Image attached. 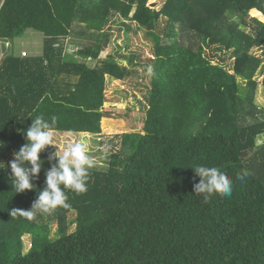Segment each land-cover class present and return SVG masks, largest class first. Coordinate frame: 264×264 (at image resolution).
Listing matches in <instances>:
<instances>
[{"label":"trees","instance_id":"obj_1","mask_svg":"<svg viewBox=\"0 0 264 264\" xmlns=\"http://www.w3.org/2000/svg\"><path fill=\"white\" fill-rule=\"evenodd\" d=\"M149 2L0 0L1 42L27 31L45 38L42 55L0 50V264H264V117L255 102L264 87V0ZM118 20L126 32L132 24L147 32L151 58L101 57ZM134 76L149 85L137 98L142 131L124 133L119 149L110 141L87 192L66 190L68 207L11 217L31 209L57 151L40 154L34 189L16 193L10 162L31 119L56 116L55 132L101 134L107 79ZM194 164L226 172L232 195L204 203Z\"/></svg>","mask_w":264,"mask_h":264},{"label":"clouds","instance_id":"obj_2","mask_svg":"<svg viewBox=\"0 0 264 264\" xmlns=\"http://www.w3.org/2000/svg\"><path fill=\"white\" fill-rule=\"evenodd\" d=\"M31 120V126L24 132L26 143L14 153V159L10 162L11 184L16 193L34 189L32 181L38 178L45 163L40 154L47 147L56 146L54 132L58 118L52 116L49 120L41 114ZM2 147L4 144L0 142V148ZM57 148L58 150L48 157L47 161L51 167L45 171V187L39 191L31 209L14 208L9 213L11 217L19 215L31 221L38 214L50 213L58 207H68L66 190L76 194L87 192L89 170L94 167L87 140L77 139L68 142L63 150ZM0 165L5 166L3 163ZM190 169L194 171L195 177H199L198 183L195 179L193 182L194 193L198 197L202 194L204 203H208L213 194H220L222 197L232 195L233 180L219 167L194 164ZM243 175L246 176L247 172ZM239 178L243 179V176Z\"/></svg>","mask_w":264,"mask_h":264},{"label":"rangeland","instance_id":"obj_3","mask_svg":"<svg viewBox=\"0 0 264 264\" xmlns=\"http://www.w3.org/2000/svg\"><path fill=\"white\" fill-rule=\"evenodd\" d=\"M2 1V0H1ZM166 0H150L149 7L151 8H157L159 9V6H162L165 3ZM121 21L118 20L112 27L111 32V40L109 43V46L106 48V50L102 54V58L107 57L111 54H116L118 52L123 53L127 57H131V53L133 52H142L143 57L145 59L152 57V40L147 35V32L144 29L137 28L136 24H132V30L130 32H126L125 30H122L121 27ZM25 32L21 37L10 40V45L12 47L10 49H5V54H12L15 53V51L18 50H28L27 52H30L33 54L35 52V46L30 41L26 40L27 44L26 47L20 48L18 47L17 43L18 41H23L22 38L26 36ZM92 34L94 32H91ZM90 35V32H88ZM43 35V34H41ZM80 43L83 45L86 44H93L94 41L88 42L86 41H78V40H69V43ZM41 44V50H42ZM38 47V44H37ZM37 50L39 49L36 48ZM75 48L70 47L68 49L69 53H73ZM40 50V51H41ZM255 55H263V51L260 49H253L251 51ZM29 53V56H30ZM233 60L229 61L227 66L230 69V64ZM126 65H128V61L125 62ZM89 64L91 66H94V61H89ZM125 65V66H126ZM129 71H133L135 67H132L131 64L129 66H126ZM141 75L146 77L148 74L146 68L143 66L140 69ZM148 81H140V79L136 76L126 80V81H120V80H114L112 78L107 79V88H106V97L107 102L105 103L104 110L108 111L107 118H104L101 122V134H98L96 136L89 135V134H73V133H54V137L56 140V146L59 147L61 150H63L64 146L70 142L75 141L77 139H86L89 147V155L92 156L94 159L95 164H103L104 161L108 158V155L111 154V152L114 150L112 148V144H110V141H113V144L117 146L119 149L121 146V136L124 133H132L133 129H136V131L140 130L141 123L144 119V113H142L140 110L138 99L144 98V93L147 92L148 87ZM138 98V99H137ZM256 104L258 105L259 109V117H264V87L259 86L258 90L256 92ZM134 103V104H133ZM141 103V102H140ZM136 108L137 110H132L131 108ZM121 124V125H120ZM134 132V131H133ZM55 147L56 150L58 148ZM107 146V148H105ZM75 229V226L73 227ZM53 231V237H56V227L54 226L52 228ZM24 241L26 244V251L30 248V237L25 236Z\"/></svg>","mask_w":264,"mask_h":264},{"label":"crops","instance_id":"obj_4","mask_svg":"<svg viewBox=\"0 0 264 264\" xmlns=\"http://www.w3.org/2000/svg\"><path fill=\"white\" fill-rule=\"evenodd\" d=\"M22 40L23 41H18V43H17V45H18V47H20V48H23V47H26V44H27V42H26V40H28V41H30L32 44H34V45H36L35 46V49L34 50H36L35 52H33V54H31L30 52H28V53H30V55H35V56H37V55H42V51H43V45H44V40H45V38H44V36L43 35H41V33H38V32H36V31H27V33H26V36L24 37V38H22ZM37 44H38V47H39V49L37 50L36 48H38L37 47ZM41 44H43L42 45V50H41ZM41 50V51H40ZM23 51H28V50H16L15 51V53L14 54H16V55H20L21 54V52H23ZM145 118V117H144ZM143 121H144V119H143ZM142 121V123H141V126H140V130H138L139 132H141L142 131V127H143V124H144V122ZM121 125V124H120ZM134 130H132V132H133ZM54 133H61V132H54ZM63 134H67V133H63Z\"/></svg>","mask_w":264,"mask_h":264},{"label":"built area","instance_id":"obj_5","mask_svg":"<svg viewBox=\"0 0 264 264\" xmlns=\"http://www.w3.org/2000/svg\"><path fill=\"white\" fill-rule=\"evenodd\" d=\"M2 48H5V49L11 48L10 41H7L5 43L0 41L1 57H3V53H4V50ZM21 56L27 57V56H29V53L27 51H23V52H21Z\"/></svg>","mask_w":264,"mask_h":264}]
</instances>
